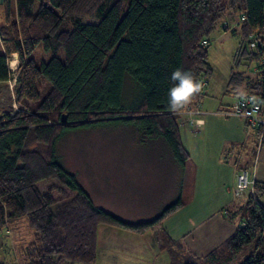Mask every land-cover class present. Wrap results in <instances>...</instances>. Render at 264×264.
Returning a JSON list of instances; mask_svg holds the SVG:
<instances>
[{
  "label": "trees",
  "instance_id": "1",
  "mask_svg": "<svg viewBox=\"0 0 264 264\" xmlns=\"http://www.w3.org/2000/svg\"><path fill=\"white\" fill-rule=\"evenodd\" d=\"M233 12L240 13L233 63L256 67L252 77L231 69L225 93L252 94L264 106V0L2 1L0 86L9 79V56L16 55L18 70L13 99L0 102V229L25 218L34 231L23 264H96L100 226L138 234L159 229L169 264H264V207L254 197L233 212L234 232L195 256L161 230L182 207L180 197L149 221L127 223L96 207L55 156L63 135L115 124L132 128L140 142L160 140L182 166L188 154L179 114L167 105L170 76L180 68L201 83L209 79L210 36ZM252 189L264 195L258 182Z\"/></svg>",
  "mask_w": 264,
  "mask_h": 264
},
{
  "label": "crops",
  "instance_id": "2",
  "mask_svg": "<svg viewBox=\"0 0 264 264\" xmlns=\"http://www.w3.org/2000/svg\"><path fill=\"white\" fill-rule=\"evenodd\" d=\"M227 79V73L220 82L210 76L208 84L189 105L192 107L196 104L195 117L205 120L206 124L203 128H198L196 136L188 130H180L181 141L188 154L182 166L172 158L164 145L150 146L145 152L156 155L155 158L150 157L155 162L149 160V165L147 164L152 183L146 185L143 192L138 189L141 185L137 187L138 192L133 189L137 194L136 199L122 201L126 205L122 209L115 203L116 206H112L110 202H98L99 195L104 194L107 200L116 195V191L111 192L101 182L99 193L92 186L89 190L81 184L93 204L124 222L134 224L151 220L166 205L180 197L182 207L161 223V230L176 242L178 248L195 256H204L225 241L239 222V215H232L238 207L232 194L238 168L250 172L253 170L254 181L260 184L264 193V131L259 135L255 130L247 129L238 118L221 114L229 109L237 96L244 93L234 95L231 103L222 104L218 98L222 93L227 94ZM127 192L129 188L124 190V193ZM253 194L264 207V195L258 197L254 192ZM149 196L153 197L149 199ZM112 231L111 227H98L96 264H112L113 253L115 256L119 251L124 255L130 253L126 249L122 251L111 246ZM120 231L116 234L114 230L113 233L120 238ZM159 235V229L154 231L147 246L151 252L144 261L148 264H169L168 253L158 247ZM136 250H140V247ZM142 254L143 256L140 253L137 255L144 259L146 254Z\"/></svg>",
  "mask_w": 264,
  "mask_h": 264
},
{
  "label": "rangeland",
  "instance_id": "3",
  "mask_svg": "<svg viewBox=\"0 0 264 264\" xmlns=\"http://www.w3.org/2000/svg\"><path fill=\"white\" fill-rule=\"evenodd\" d=\"M230 14H232V18L229 17L231 15H227L224 20H220L210 36L211 45L208 50V60L212 70L211 76L219 82L224 79L226 73L229 75L231 69H233L234 72H245L248 76L252 77L256 67L254 62L248 65H245L244 61H240V63L238 62L236 65L233 63V55L239 47L240 40L238 28L235 25L236 21L239 20L240 13L233 12ZM90 20L96 21L93 18L85 19V21ZM225 21L228 22L230 26L227 30L221 28V24ZM231 28H233L234 31H232ZM16 59V55L8 57L7 65L9 79L5 85L3 84L0 86V102H6L7 99L11 97L13 99L12 90L18 70ZM206 83L208 84V80H206ZM239 90L241 91L242 88H239L238 91ZM221 91H223V89ZM9 94L11 97H9ZM218 99L221 100L222 104L226 102L231 103L234 101V95L222 93ZM12 107L13 109L16 108L14 104H12ZM190 109L192 110L194 118L197 119L195 117L197 115L196 104ZM198 132L199 130L196 133H190L196 136ZM150 146L161 147L163 143L160 140H143L140 142L138 134L132 128L109 124L91 129H80L63 135L56 142L55 156L59 163L68 171L74 173L79 183L84 185L87 189L90 190L92 186L96 192L99 193V188H101L99 185L101 182L106 188L109 187L111 192L116 191V195L111 196L112 198L107 200H105L104 194H101V196L99 195L98 197L100 198L98 202H110V205L114 206L116 204L122 209V207L126 206L122 204V201L126 199H136L137 194L134 193L133 189H136L138 192L137 187L141 185L142 187L138 189L143 192L144 187L152 183V177H150L149 173L150 167L148 165L150 157L155 158L156 155H150L148 152H145ZM150 161L155 162V160L152 161V159ZM247 176L250 181L254 177V171H249ZM50 183V181L40 182L38 187L40 190H43L50 185ZM236 183L237 180H235L233 189ZM125 188H129V192L124 193ZM233 189L232 194L236 200L237 206L242 204L250 196V185L244 190L242 196L239 197L240 199L234 196ZM152 197L153 196H149V199ZM149 202L152 204L151 200H149ZM114 230L117 234V231L120 229L113 228V231ZM113 231L110 238L111 246L114 249H126V251H130V253H125L126 255H124L122 254L123 252L119 251L118 255L115 256V253H113L112 264L147 263L144 260L150 256L151 252L147 249V246H149L152 240L154 231H146L142 234H138L121 230L120 238L117 237ZM34 238V231L29 227L25 218H19L8 222L5 227L0 229V263L23 264L22 250L33 242ZM139 247L140 250H136V248ZM137 251V254L140 253L141 256H143L142 253H145V258H139L135 253ZM133 254H136V256ZM107 261H109V259ZM237 262L238 260H235L234 264H237Z\"/></svg>",
  "mask_w": 264,
  "mask_h": 264
},
{
  "label": "built area",
  "instance_id": "4",
  "mask_svg": "<svg viewBox=\"0 0 264 264\" xmlns=\"http://www.w3.org/2000/svg\"><path fill=\"white\" fill-rule=\"evenodd\" d=\"M206 41H203L205 44ZM206 80L202 82L203 88L206 86ZM191 107H188V111L179 114L178 126L180 130H188L196 133L198 128L194 125L193 121L196 120L192 114ZM223 115L233 116L238 118L247 129L255 130L259 135L264 131V106L257 98L252 94H240L236 97L233 104L226 111L222 112ZM249 170L244 168H238L236 172V186L233 189V193L237 199L242 196L244 190L250 185L251 192L250 196L254 197L253 184L254 178L249 181L248 178ZM262 237H264V227L262 228Z\"/></svg>",
  "mask_w": 264,
  "mask_h": 264
},
{
  "label": "clouds",
  "instance_id": "5",
  "mask_svg": "<svg viewBox=\"0 0 264 264\" xmlns=\"http://www.w3.org/2000/svg\"><path fill=\"white\" fill-rule=\"evenodd\" d=\"M170 80L173 83L167 93L168 108L174 114H183L188 111L194 98L202 92L203 85L193 72L180 68L171 73ZM193 123L197 128H203L206 121L196 119Z\"/></svg>",
  "mask_w": 264,
  "mask_h": 264
},
{
  "label": "water",
  "instance_id": "6",
  "mask_svg": "<svg viewBox=\"0 0 264 264\" xmlns=\"http://www.w3.org/2000/svg\"><path fill=\"white\" fill-rule=\"evenodd\" d=\"M3 0H0V4L2 3ZM65 118L64 117H61V122L64 121Z\"/></svg>",
  "mask_w": 264,
  "mask_h": 264
},
{
  "label": "bare ground",
  "instance_id": "7",
  "mask_svg": "<svg viewBox=\"0 0 264 264\" xmlns=\"http://www.w3.org/2000/svg\"><path fill=\"white\" fill-rule=\"evenodd\" d=\"M15 61V60H14Z\"/></svg>",
  "mask_w": 264,
  "mask_h": 264
}]
</instances>
